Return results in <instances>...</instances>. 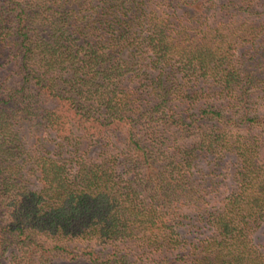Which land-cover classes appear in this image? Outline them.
Instances as JSON below:
<instances>
[{
	"label": "trees",
	"instance_id": "obj_1",
	"mask_svg": "<svg viewBox=\"0 0 264 264\" xmlns=\"http://www.w3.org/2000/svg\"><path fill=\"white\" fill-rule=\"evenodd\" d=\"M0 264H264V0H0Z\"/></svg>",
	"mask_w": 264,
	"mask_h": 264
},
{
	"label": "rangeland",
	"instance_id": "obj_2",
	"mask_svg": "<svg viewBox=\"0 0 264 264\" xmlns=\"http://www.w3.org/2000/svg\"><path fill=\"white\" fill-rule=\"evenodd\" d=\"M251 106H256L257 107V109H258V106H261V105H258V104H256V105H251ZM263 106V105H262Z\"/></svg>",
	"mask_w": 264,
	"mask_h": 264
}]
</instances>
